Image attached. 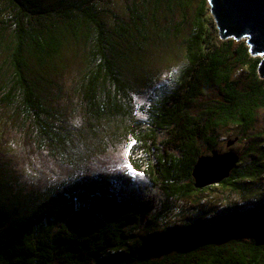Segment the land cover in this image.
I'll use <instances>...</instances> for the list:
<instances>
[{
	"label": "trees",
	"instance_id": "obj_1",
	"mask_svg": "<svg viewBox=\"0 0 264 264\" xmlns=\"http://www.w3.org/2000/svg\"><path fill=\"white\" fill-rule=\"evenodd\" d=\"M104 1L0 0L1 116L49 146L67 140L57 133L63 117L53 106L63 81L53 75L72 70L88 118L121 121L136 79L147 77L139 71L155 59L172 62L169 49L179 39L184 65L170 76L172 89L147 121L129 120L123 131L129 165L149 178L157 197L79 176L22 207L16 192L7 197L11 178L0 177L7 198L0 199V264H264L261 198L157 229L174 200L210 187H195L192 170L201 155L218 150L219 128L239 127L234 139L251 143L213 185L243 193L264 176V129L253 128L264 111L261 56L247 39L220 35L209 0H134L120 15ZM175 7L181 17L161 23ZM240 69L250 73L243 88L235 79Z\"/></svg>",
	"mask_w": 264,
	"mask_h": 264
},
{
	"label": "rangeland",
	"instance_id": "obj_2",
	"mask_svg": "<svg viewBox=\"0 0 264 264\" xmlns=\"http://www.w3.org/2000/svg\"><path fill=\"white\" fill-rule=\"evenodd\" d=\"M132 1L134 0L104 2L120 15ZM176 8L167 18L159 16L160 22L170 24L171 18L177 21L176 17L180 18L181 13ZM114 12H110L109 17H114L116 15ZM211 17L215 21L212 15ZM179 41L176 40L169 49L172 62L155 59L152 64L146 65L145 69L139 71V74L144 72L147 77L141 79L139 76V79H136L130 92L129 112L126 113L125 119L118 118L121 121L115 119L98 121L93 119L92 115L88 118L80 96L74 91L77 76L71 74L72 70L63 77L59 73L53 75L57 81H63L61 92L56 90L53 106L63 117L62 124L59 123L57 126V133L67 135V140L49 146L44 139H38L35 131L24 129L22 125L14 124L12 121L7 124L0 112V177L11 178L7 197L12 199L14 196L12 197L11 194L16 192L18 196L14 195L24 207L59 189L62 184L73 182L79 176H85L103 177L113 184L118 183L126 189H134L132 191H137L134 197L152 194L156 198L157 192L151 188L149 178L129 167L127 155L131 142L129 135H124L123 131L129 120L147 121L151 106L166 91L172 89L174 84L170 76L178 74L179 69L184 65L178 48ZM235 79L239 87L243 88L250 81V73L247 69H240L236 71ZM212 93L213 97L219 96L218 90ZM257 115L258 119L253 128L256 127L255 130L261 131L264 129V111H258ZM93 127L98 130L94 132ZM216 132L219 136L217 147L219 152L232 149L239 157L247 156V147L251 143L248 136L238 138L231 146H227V141L234 140L239 134V127L219 128ZM247 186H249L247 191L242 193L212 184L208 189L192 197L174 200L165 221L161 222L157 229L159 231L165 228L173 229V225H182L195 213H202L205 210L217 211L236 204L251 203L252 205L255 199L260 198L264 201V176L259 177L255 182H248ZM148 190L151 191L147 194ZM0 199L7 200L4 194L0 195Z\"/></svg>",
	"mask_w": 264,
	"mask_h": 264
},
{
	"label": "water",
	"instance_id": "obj_3",
	"mask_svg": "<svg viewBox=\"0 0 264 264\" xmlns=\"http://www.w3.org/2000/svg\"><path fill=\"white\" fill-rule=\"evenodd\" d=\"M209 4L223 38L247 37L252 54L262 55L258 70L264 77V0H209ZM236 139L227 141V146ZM238 161L239 155L232 149L212 150L211 154L201 155L192 170L195 187L220 183Z\"/></svg>",
	"mask_w": 264,
	"mask_h": 264
},
{
	"label": "snow or ice",
	"instance_id": "obj_4",
	"mask_svg": "<svg viewBox=\"0 0 264 264\" xmlns=\"http://www.w3.org/2000/svg\"><path fill=\"white\" fill-rule=\"evenodd\" d=\"M78 123V122H77ZM134 143H136V142H134ZM129 167H131V165H129ZM140 175H143L142 173H140Z\"/></svg>",
	"mask_w": 264,
	"mask_h": 264
}]
</instances>
